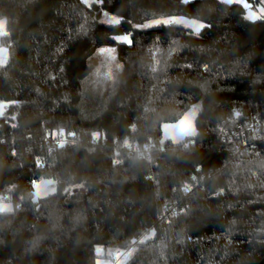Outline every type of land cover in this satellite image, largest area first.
I'll return each instance as SVG.
<instances>
[{"label": "trees", "instance_id": "obj_1", "mask_svg": "<svg viewBox=\"0 0 264 264\" xmlns=\"http://www.w3.org/2000/svg\"><path fill=\"white\" fill-rule=\"evenodd\" d=\"M247 3L0 0V197L14 208L0 213V264H97L98 248L134 249L116 264H264V20L247 19L264 0ZM104 12L120 23L102 24ZM167 18L183 26L142 27ZM185 20L207 26L196 35ZM125 34L131 44L109 39ZM101 47L123 71L99 103L83 83ZM183 120L179 141L164 138ZM47 130L80 143L39 171ZM126 140L152 146L153 165L116 155ZM38 178L59 192L34 205Z\"/></svg>", "mask_w": 264, "mask_h": 264}, {"label": "rangeland", "instance_id": "obj_2", "mask_svg": "<svg viewBox=\"0 0 264 264\" xmlns=\"http://www.w3.org/2000/svg\"><path fill=\"white\" fill-rule=\"evenodd\" d=\"M82 3L86 6H91L96 2V0H88L87 3L84 2V0H81ZM263 5H260L256 8L257 12L259 13L260 7ZM115 16H112L108 13H103L100 19V22L106 26H116V25H110L108 24V21ZM116 19H118L116 17ZM120 21V19H118ZM172 25H182L183 22L181 21H170ZM153 27H160V26H153ZM5 21L0 20V45L3 47H6L2 43V38L5 36ZM101 48H109V47H101ZM99 48L96 53L91 57V59L88 61L89 66L92 69V72L87 80L84 81V94H88L89 98L91 99V102H99L102 100H107L110 98L117 88V86L120 83L121 77H122V71H123V65L119 60V56L117 54V51L115 52V60L112 62L107 61L105 56L100 53ZM111 48V47H110ZM109 73H111V78H109ZM199 113V108H194L192 112L189 114V120H192L195 122L197 115ZM4 116H7V114H4ZM190 127L189 121H181L178 124L175 125H166L163 127V135L164 138L167 137H173L175 141L180 140V135H182L184 132L187 131ZM182 132V133H181ZM54 180V179H52ZM56 181V180H55ZM81 191V190H80ZM79 191V192H80ZM0 205H11L13 208V205L6 200V198L0 197ZM14 209V208H13ZM115 251H111L108 254H105L103 249L97 250V264H102L104 258H107L111 256ZM131 255L134 252V249L131 251ZM129 252L124 255V257L121 259L120 262L125 261L129 257Z\"/></svg>", "mask_w": 264, "mask_h": 264}, {"label": "built area", "instance_id": "obj_3", "mask_svg": "<svg viewBox=\"0 0 264 264\" xmlns=\"http://www.w3.org/2000/svg\"><path fill=\"white\" fill-rule=\"evenodd\" d=\"M17 127V124H13L12 130L16 129ZM250 129L253 132V136H255V133L258 130L254 128L253 125L250 126ZM131 131L132 133L136 131L135 126L131 128ZM102 135L103 134L99 132L93 133L91 138L92 145L96 146L106 143V139H104ZM78 143H80V136L77 134L68 135L63 132H51L47 130L45 135L46 155L36 159V168L39 171H48L53 166L54 161H56L55 155L59 151L63 150L67 146L76 145ZM1 144H5V142L1 141ZM118 150H123L138 160L146 161L151 165L154 163V150L150 145L140 146L138 144L130 143L126 140L123 143L117 145L116 155L118 154ZM41 164L43 165L42 167L40 166ZM42 181L43 179L41 178L34 179L31 182V186L34 187V183H36L38 186ZM187 188L189 190L185 191V193H191L194 189L193 186H188ZM133 243H135V240H133ZM124 254L125 252L115 251L111 256L104 258L102 264H116L124 256Z\"/></svg>", "mask_w": 264, "mask_h": 264}, {"label": "snow or ice", "instance_id": "obj_4", "mask_svg": "<svg viewBox=\"0 0 264 264\" xmlns=\"http://www.w3.org/2000/svg\"><path fill=\"white\" fill-rule=\"evenodd\" d=\"M85 3L88 2V0H84ZM100 2H103V0H100ZM184 3H189V2H195V0H183ZM223 3H229V4H240L242 6H245L246 9H251L252 5L247 3V0H223ZM247 19L249 20H264V6L260 7L259 9V13L253 12V11H249L248 12V16ZM120 21L118 19H116V17H112L109 21L108 24L110 25H116L119 24ZM185 23L190 25L189 29L194 30V33L196 35H199V33L201 32V30L203 28H205L207 25L200 23L198 21L195 20H185ZM171 26L172 24L170 23L169 18L167 19H156L153 20L150 24H144L142 27L144 28H149V27H153V26ZM183 26V25H182ZM137 27H141L140 25H138ZM5 34L9 35V33L6 31L5 28ZM109 39H111L113 41V43H124V44H131L132 43V38L129 35H121V36H113L110 37ZM100 53L103 54L105 56V58L107 59V61L112 62L115 60V52L116 49L115 48H101ZM8 63V49L6 47H3L2 45H0V65H6ZM156 69L153 68V71H155ZM109 78H111V73H109ZM11 103H16V102H11ZM9 105L5 104V103H0V116H3V109H5L6 107H8ZM12 119L14 120L15 117L13 116ZM192 135H195V132H192ZM63 146V145H61ZM41 167L43 166L42 164L40 165ZM50 183V182H49ZM34 187H37V184L34 183ZM189 189L186 187L185 191H188ZM50 191L55 192V188H51ZM36 197H39L38 193L34 194ZM13 211V208L11 207V205H0V213H11ZM154 235V233H153ZM148 239V237H145V240ZM143 242V241H141ZM129 256H131V252H129L128 254Z\"/></svg>", "mask_w": 264, "mask_h": 264}, {"label": "water", "instance_id": "obj_5", "mask_svg": "<svg viewBox=\"0 0 264 264\" xmlns=\"http://www.w3.org/2000/svg\"><path fill=\"white\" fill-rule=\"evenodd\" d=\"M125 35H129L131 38L133 37L132 34H125ZM51 188H55V192L50 191ZM58 192H59V183L52 179H45L35 188L34 193H38L39 197L35 196L33 203L34 205H38L40 200L54 197L58 194ZM40 208L41 205L37 207V211H39Z\"/></svg>", "mask_w": 264, "mask_h": 264}]
</instances>
